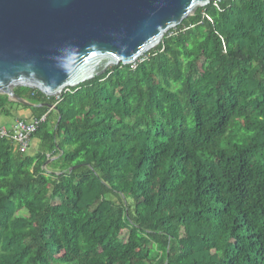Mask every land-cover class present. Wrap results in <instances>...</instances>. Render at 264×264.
Wrapping results in <instances>:
<instances>
[{
    "label": "trees",
    "instance_id": "trees-1",
    "mask_svg": "<svg viewBox=\"0 0 264 264\" xmlns=\"http://www.w3.org/2000/svg\"><path fill=\"white\" fill-rule=\"evenodd\" d=\"M15 93L35 107L1 95L0 115L45 120L34 155L0 137V264H264V0L212 2L59 97Z\"/></svg>",
    "mask_w": 264,
    "mask_h": 264
},
{
    "label": "water",
    "instance_id": "water-1",
    "mask_svg": "<svg viewBox=\"0 0 264 264\" xmlns=\"http://www.w3.org/2000/svg\"><path fill=\"white\" fill-rule=\"evenodd\" d=\"M222 1L0 0V96L30 108L16 88L59 97L134 64L198 9Z\"/></svg>",
    "mask_w": 264,
    "mask_h": 264
},
{
    "label": "built area",
    "instance_id": "built-area-1",
    "mask_svg": "<svg viewBox=\"0 0 264 264\" xmlns=\"http://www.w3.org/2000/svg\"><path fill=\"white\" fill-rule=\"evenodd\" d=\"M44 120L45 116L40 120L34 119L31 122L18 121L11 131L0 128V137H10L22 152H28L31 146V137L37 131L40 123Z\"/></svg>",
    "mask_w": 264,
    "mask_h": 264
},
{
    "label": "crops",
    "instance_id": "crops-1",
    "mask_svg": "<svg viewBox=\"0 0 264 264\" xmlns=\"http://www.w3.org/2000/svg\"><path fill=\"white\" fill-rule=\"evenodd\" d=\"M16 115L17 119H16V122L15 124L18 122V121H26V122H31L34 117L32 115V112L30 110H24V109H16L14 110V116ZM5 117V116H3ZM1 122V121H0ZM15 126V125H14ZM14 126L10 127V128H6L4 124H0V128H5V129H8V130H12L14 128ZM38 141L37 140H32L31 142V146H33L34 148V154L37 152L38 150ZM30 154V153H29ZM34 154H30V155H34Z\"/></svg>",
    "mask_w": 264,
    "mask_h": 264
},
{
    "label": "rangeland",
    "instance_id": "rangeland-1",
    "mask_svg": "<svg viewBox=\"0 0 264 264\" xmlns=\"http://www.w3.org/2000/svg\"><path fill=\"white\" fill-rule=\"evenodd\" d=\"M16 119V115L13 117H3L2 115H0V124H4L6 128H10L11 126L13 127L15 125ZM29 153L34 154L33 146L30 147ZM22 215H25V213H22Z\"/></svg>",
    "mask_w": 264,
    "mask_h": 264
},
{
    "label": "bare ground",
    "instance_id": "bare-ground-1",
    "mask_svg": "<svg viewBox=\"0 0 264 264\" xmlns=\"http://www.w3.org/2000/svg\"><path fill=\"white\" fill-rule=\"evenodd\" d=\"M121 60H127V59H125V58H121Z\"/></svg>",
    "mask_w": 264,
    "mask_h": 264
}]
</instances>
